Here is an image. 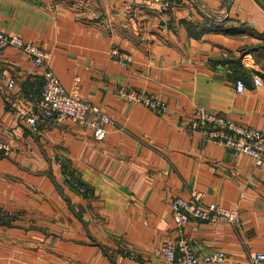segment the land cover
Masks as SVG:
<instances>
[{
	"label": "crops",
	"instance_id": "1",
	"mask_svg": "<svg viewBox=\"0 0 264 264\" xmlns=\"http://www.w3.org/2000/svg\"><path fill=\"white\" fill-rule=\"evenodd\" d=\"M159 1L0 0V28L48 49L61 84L78 77L113 118L101 139L69 118L31 129L43 67L0 48V264H181L160 250L181 233L199 257L224 251L201 264H264L252 259L264 251V164L189 126L201 106L264 132V0ZM193 188L238 222L192 217L181 230L170 201Z\"/></svg>",
	"mask_w": 264,
	"mask_h": 264
},
{
	"label": "built area",
	"instance_id": "2",
	"mask_svg": "<svg viewBox=\"0 0 264 264\" xmlns=\"http://www.w3.org/2000/svg\"><path fill=\"white\" fill-rule=\"evenodd\" d=\"M158 5L159 9L165 10L170 5V0H160ZM7 45L21 48L25 53L32 56L35 65L43 67L42 91L34 99V109L26 115V120L31 129L37 130L42 123L53 117L56 119L69 118L88 124L95 138L101 139L105 136L108 125L113 123V118L99 104L80 96L78 77H76L71 89H66L61 84L48 65L50 57L48 49L33 41L23 39L17 33L7 32L0 28V48ZM112 51L122 62L129 58L128 53L117 47H114ZM253 81L255 84H261L263 78L255 74ZM7 84L11 86L13 81L9 80ZM236 89L240 92L245 89V83L242 79L236 80ZM117 93L145 103L155 111L160 112L165 109L164 100L152 97L145 91L119 87ZM193 112L194 118L189 122L191 128L197 129L206 138L232 149L237 155L246 153L254 159L256 164H264V132L260 128L241 123L201 106L196 107ZM0 148H7V144L1 139ZM202 196L201 190L193 188L188 196L176 195L171 199V211L181 230L192 217L211 222L219 220L238 222L237 209L216 201L205 202ZM160 250L167 259L175 260L178 258L181 264H201L202 260H219L225 257L222 250L199 257L183 233L174 241H163ZM126 252L130 256L136 254L131 250ZM252 259L254 261L264 260V251L255 252Z\"/></svg>",
	"mask_w": 264,
	"mask_h": 264
}]
</instances>
